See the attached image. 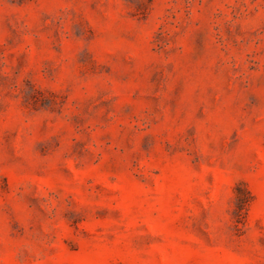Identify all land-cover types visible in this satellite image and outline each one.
Returning a JSON list of instances; mask_svg holds the SVG:
<instances>
[{
    "label": "rangeland",
    "instance_id": "374dc122",
    "mask_svg": "<svg viewBox=\"0 0 264 264\" xmlns=\"http://www.w3.org/2000/svg\"><path fill=\"white\" fill-rule=\"evenodd\" d=\"M0 264H264V0H0Z\"/></svg>",
    "mask_w": 264,
    "mask_h": 264
}]
</instances>
